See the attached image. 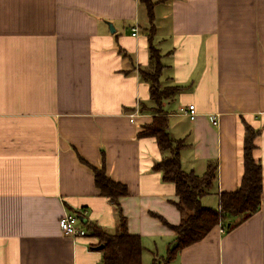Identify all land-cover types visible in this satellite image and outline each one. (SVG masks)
<instances>
[{"label":"crops","instance_id":"crops-1","mask_svg":"<svg viewBox=\"0 0 264 264\" xmlns=\"http://www.w3.org/2000/svg\"><path fill=\"white\" fill-rule=\"evenodd\" d=\"M151 1L150 41L141 0H0V264L100 263L88 224L118 226L116 204L95 186L102 167L127 186L118 202L142 264H264V0ZM150 46L161 87L177 90L162 105L168 133L184 141L183 170L202 175L217 162L202 205L217 207L219 191L239 185L245 126L259 132L260 208L170 260L175 236L162 219L179 223L177 193L155 170L156 139L140 135L154 116L140 76ZM65 212L80 214L86 236L61 233Z\"/></svg>","mask_w":264,"mask_h":264},{"label":"trees","instance_id":"trees-1","mask_svg":"<svg viewBox=\"0 0 264 264\" xmlns=\"http://www.w3.org/2000/svg\"><path fill=\"white\" fill-rule=\"evenodd\" d=\"M147 6L150 19L149 40L154 36L153 9L151 0H141ZM151 47L149 66L140 70V76L149 83L150 99L153 101L154 113L152 122L144 125L141 136H151L156 139L157 146L163 153V158L155 165V170L162 173L165 181L175 185L177 201L175 206L180 211V220L176 225H171L175 245L167 251V260L172 259L184 247L190 246L203 239L211 228L234 216L241 220L249 217L260 208L262 195L263 175L262 165L255 160L253 152L256 148L255 139L259 132L249 125L245 126L243 142V173L239 185L232 191H219L217 194V207L204 206L201 198L211 190L217 172V162L209 161L204 174L197 175L193 171L186 172L180 163V150L184 146L181 139L172 138L168 133V120L163 108V102L172 97L177 91L176 87H161L160 75L163 64L160 55ZM94 181L99 195H103L116 204L118 226L114 233H108L95 224H88L91 234L103 245L101 252L103 258L98 264H142L143 245L137 234H130L127 230L126 218L120 208L118 200L128 195L127 186L120 181L112 180L104 167L94 170ZM230 223L227 229L236 223ZM152 264H155L153 261Z\"/></svg>","mask_w":264,"mask_h":264},{"label":"built area","instance_id":"built-area-1","mask_svg":"<svg viewBox=\"0 0 264 264\" xmlns=\"http://www.w3.org/2000/svg\"><path fill=\"white\" fill-rule=\"evenodd\" d=\"M136 34L137 33L133 32L134 36ZM183 111L189 115L190 119H193L196 115V109L194 104H188V106L185 109H183ZM129 116H130V120L132 121L133 118L135 117V113H131ZM57 225H59L61 233L66 237H70V238L83 237L86 236L87 234V231L80 218V214L75 212L63 213V215L59 217Z\"/></svg>","mask_w":264,"mask_h":264},{"label":"water","instance_id":"water-1","mask_svg":"<svg viewBox=\"0 0 264 264\" xmlns=\"http://www.w3.org/2000/svg\"><path fill=\"white\" fill-rule=\"evenodd\" d=\"M111 30H113V29H111ZM103 248V245H99L98 247H97V249H102Z\"/></svg>","mask_w":264,"mask_h":264}]
</instances>
